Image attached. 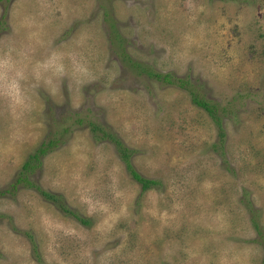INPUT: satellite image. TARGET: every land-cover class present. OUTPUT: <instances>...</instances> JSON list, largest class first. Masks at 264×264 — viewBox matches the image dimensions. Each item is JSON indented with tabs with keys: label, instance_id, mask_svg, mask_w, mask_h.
Returning a JSON list of instances; mask_svg holds the SVG:
<instances>
[{
	"label": "rangeland",
	"instance_id": "374dc122",
	"mask_svg": "<svg viewBox=\"0 0 264 264\" xmlns=\"http://www.w3.org/2000/svg\"><path fill=\"white\" fill-rule=\"evenodd\" d=\"M0 191V264H264V0H0Z\"/></svg>",
	"mask_w": 264,
	"mask_h": 264
},
{
	"label": "trees",
	"instance_id": "16d2710c",
	"mask_svg": "<svg viewBox=\"0 0 264 264\" xmlns=\"http://www.w3.org/2000/svg\"><path fill=\"white\" fill-rule=\"evenodd\" d=\"M140 64L141 63H139V62L133 63V65L136 66L137 68H141V71L146 72L148 76L154 77L157 80H160L162 82H167V83H174L176 80L181 81V78H177L174 81V79H172L173 76H171V73L158 72V71L150 69L146 66L144 67L143 65H140ZM182 84L185 85L186 81L182 80ZM190 92H191V101L194 104L205 109L208 112V114L211 116V118L213 119L214 123L216 124V126L218 128V134H219L220 140L222 141L223 137H224L223 125H222V121L220 119V115H218L216 110H215V105L212 102H210L209 100H207L206 98L199 96L198 94H196L192 90ZM79 121L81 122V120H79ZM87 123H88V126L90 127L91 132L93 133L95 138H100V139L106 138V139H108L114 143L115 148L119 154V157L123 161L126 170L130 174V176L137 183L140 184L142 191H146L149 188H151L152 186H155L156 184L159 183V180L147 178V177L141 175V173H139L134 168L132 161H131V158H130L131 157V149L126 147L124 145V143L114 133H112L111 131L106 129L103 124L97 123L93 120H88ZM51 142H49V144L42 143L40 145V147L34 153L29 155V159L26 160L22 164L20 174H18V176L16 178V183H23L29 187H35L39 191V193H41V195L44 197L45 200L53 203L54 205H56L58 208H60L65 213L72 215L74 218L79 220L81 223L87 225V224H89L90 220L88 218L81 216L75 210L71 209L68 206V204L63 201V197L61 194H57V193L51 192L49 190H44L43 188L38 186L34 181H32L29 178L28 173L30 171H32V169L37 164H39L40 157L44 153H46V151L49 149V145L51 144ZM1 193H2V191H0V194ZM253 223H254L255 227L258 228L257 227L258 223H256L255 221H253ZM263 260H264V258H263Z\"/></svg>",
	"mask_w": 264,
	"mask_h": 264
}]
</instances>
